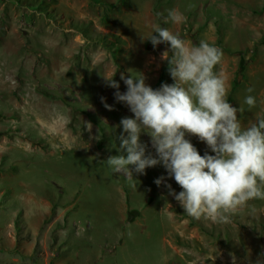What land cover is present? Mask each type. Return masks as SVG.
Returning <instances> with one entry per match:
<instances>
[{
	"label": "rangeland",
	"instance_id": "374dc122",
	"mask_svg": "<svg viewBox=\"0 0 264 264\" xmlns=\"http://www.w3.org/2000/svg\"><path fill=\"white\" fill-rule=\"evenodd\" d=\"M169 10L183 20L165 23ZM157 25L220 48L216 71L229 102L244 108L242 125L264 117V0H0V264L264 260V200L229 223L197 220L155 183L167 178L162 165L130 179L105 162L121 154L118 125L133 116L105 77L115 75L124 92L121 74L131 70L160 88L170 46H149ZM248 95L256 107L244 103ZM189 139L203 155L206 144ZM141 140L154 154L150 136Z\"/></svg>",
	"mask_w": 264,
	"mask_h": 264
},
{
	"label": "clouds",
	"instance_id": "9594fccd",
	"mask_svg": "<svg viewBox=\"0 0 264 264\" xmlns=\"http://www.w3.org/2000/svg\"><path fill=\"white\" fill-rule=\"evenodd\" d=\"M169 20L180 23L183 16L169 10L165 23ZM147 40L154 48L170 46L161 53V60L167 61L174 83L154 89L143 74L133 75L129 70L130 75L121 74L127 89L121 92L115 75L105 77L107 86L116 89V101L133 114L118 125L123 129L118 137L121 154L109 156L105 162L130 179L134 173L146 174V169L162 165L167 178L174 179L182 190L177 193L164 176L155 183L164 184L184 213L197 220L229 223L250 201L264 200V117L247 127L242 125L239 114L244 108L229 102L227 81L216 71L223 58L220 48L207 40L190 44L159 25ZM244 103L254 108L256 97L248 95ZM105 107L112 110L106 102ZM142 134L150 136L154 154L142 142ZM190 136L206 144L203 155Z\"/></svg>",
	"mask_w": 264,
	"mask_h": 264
},
{
	"label": "trees",
	"instance_id": "16d2710c",
	"mask_svg": "<svg viewBox=\"0 0 264 264\" xmlns=\"http://www.w3.org/2000/svg\"><path fill=\"white\" fill-rule=\"evenodd\" d=\"M157 12H158V10H157ZM179 36H181L182 38H184L185 37V35L184 34H182V35H179ZM219 42L221 43L222 42V39L221 38H219ZM263 42H264V39H263ZM107 45H108V43H107ZM151 45V42H149V46ZM109 46V45H108ZM237 53H239V54H243V52H237ZM241 70H244V69H246V66L245 65H242L241 66V68H240ZM169 80H172V78H171V76L169 75V73H168V63H166L164 66H163V70H162V72H161V75H160V78H159V81H158V84H163V83H166V82H168ZM172 82L174 83V81L172 80ZM238 86V79H234V81H233V87H232V90H231V98H232V96H233V94H234V92L236 91V87ZM47 96H49V97H53V95H51L49 92H47V91H43ZM79 112V110L77 109V110H75V113H78ZM133 218H134V213H132V211L130 212V214H129V220H133Z\"/></svg>",
	"mask_w": 264,
	"mask_h": 264
}]
</instances>
